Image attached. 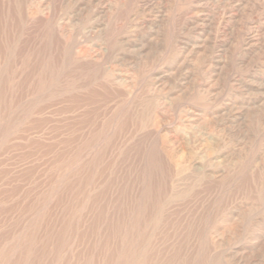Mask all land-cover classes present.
<instances>
[{"label":"rangeland","instance_id":"374dc122","mask_svg":"<svg viewBox=\"0 0 264 264\" xmlns=\"http://www.w3.org/2000/svg\"><path fill=\"white\" fill-rule=\"evenodd\" d=\"M263 185L264 0H0V264H264Z\"/></svg>","mask_w":264,"mask_h":264},{"label":"bare ground","instance_id":"6f19581e","mask_svg":"<svg viewBox=\"0 0 264 264\" xmlns=\"http://www.w3.org/2000/svg\"><path fill=\"white\" fill-rule=\"evenodd\" d=\"M47 9V8H46ZM24 14V13H23ZM42 17V16H41ZM40 17V18H41ZM43 18V17H42ZM47 18V17H46ZM45 19V18H44ZM38 21V20H37ZM59 28H61V27H59ZM59 30V29H58ZM63 30V29H62ZM57 35V34H56ZM126 38V37H125ZM82 50V49H81ZM75 55V54H74ZM80 55H82V54H80ZM97 55V54H96ZM82 57V56H81ZM119 57V56H118ZM99 58V57H98ZM133 59H135V58H133ZM129 60V59H128ZM186 65V64H185ZM160 73V72H159ZM117 74V73H116ZM116 76V75H115ZM114 76V77H115ZM160 77H162V75L160 76ZM124 79V78H123ZM159 79V78H158ZM128 80H129V78H128ZM127 80V81H128ZM161 80V79H160ZM108 81V80H107ZM111 81V80H110ZM133 81V80H132ZM159 81V80H158ZM121 82V81H120ZM113 83V82H112ZM129 83V82H128ZM116 84V83H115ZM118 84V83H117ZM126 85V84H125ZM124 87V86H123ZM131 88V87H130ZM128 90V89H127ZM150 90V89H149ZM126 91V90H125ZM122 93V92H121ZM128 93V92H127ZM147 93V92H146ZM120 94V93H119ZM118 95V94H117ZM129 96H131V95H129ZM148 96V95H147ZM151 96V95H150ZM133 106V105H132ZM137 106V105H136ZM157 106V105H156ZM165 109V108H164ZM159 110V109H158ZM193 120V119H192ZM226 124V123H225ZM224 125V124H223ZM190 126V125H189ZM235 126V125H234ZM148 133H150V132H148ZM148 136V135H147ZM75 141V140H74ZM212 149V148H211ZM261 155V154H260ZM65 156V155H64ZM213 161V160H212ZM203 162V161H202ZM191 166V165H190ZM245 168V167H244ZM159 169V168H158ZM249 171V170H248ZM137 182V181H136ZM264 186V185H263ZM114 192V191H113ZM110 193V192H109ZM217 199V198H216ZM166 214V213H165ZM204 217V216H203ZM192 220V219H191ZM185 222V221H184ZM86 226V225H85ZM198 227V226H197ZM94 235V234H93ZM199 237V236H198ZM221 238V237H220ZM197 242V241H196ZM196 244V243H195ZM210 244V243H209ZM208 245V244H207ZM218 245V244H217ZM259 246V245H258ZM188 247V246H187ZM193 247V246H192ZM196 247V246H195ZM185 249V248H184ZM227 249V248H226ZM215 250V249H214ZM263 252V251H262ZM190 253V252H189ZM221 255V254H220ZM209 256V255H208ZM210 258V257H209ZM192 259V258H191ZM174 260V259H173ZM194 260V259H193ZM191 264V263H190Z\"/></svg>","mask_w":264,"mask_h":264}]
</instances>
